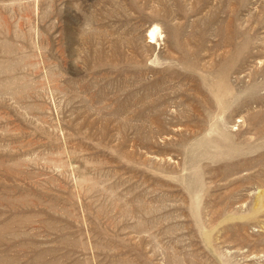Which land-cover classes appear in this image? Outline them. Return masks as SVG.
Returning a JSON list of instances; mask_svg holds the SVG:
<instances>
[{"label":"rangeland","instance_id":"rangeland-1","mask_svg":"<svg viewBox=\"0 0 264 264\" xmlns=\"http://www.w3.org/2000/svg\"><path fill=\"white\" fill-rule=\"evenodd\" d=\"M0 264H264V0H0Z\"/></svg>","mask_w":264,"mask_h":264},{"label":"bare ground","instance_id":"bare-ground-1","mask_svg":"<svg viewBox=\"0 0 264 264\" xmlns=\"http://www.w3.org/2000/svg\"><path fill=\"white\" fill-rule=\"evenodd\" d=\"M158 29L159 28H157V27H154V28H152L151 30H150V36L149 37H151V39H154L155 37H156V35H159L158 33ZM156 39V38H155Z\"/></svg>","mask_w":264,"mask_h":264},{"label":"clouds","instance_id":"clouds-1","mask_svg":"<svg viewBox=\"0 0 264 264\" xmlns=\"http://www.w3.org/2000/svg\"><path fill=\"white\" fill-rule=\"evenodd\" d=\"M86 27H87V25H86Z\"/></svg>","mask_w":264,"mask_h":264}]
</instances>
